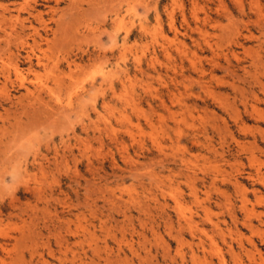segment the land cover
Listing matches in <instances>:
<instances>
[{"label":"rangeland","instance_id":"rangeland-1","mask_svg":"<svg viewBox=\"0 0 264 264\" xmlns=\"http://www.w3.org/2000/svg\"><path fill=\"white\" fill-rule=\"evenodd\" d=\"M69 2L86 12L70 19ZM88 2L37 0L55 31L42 44L49 67L39 81L43 100L59 111L0 119V264H39L40 254L45 264H181L180 252L182 264H193L191 251L199 264H264V245L227 212L241 220L235 179L253 200L251 139L239 137L233 90L242 86L239 65L264 59V0H114L98 11L85 9ZM72 61L79 67L69 71ZM188 224L198 226L189 233ZM247 239L261 263L238 248L248 250Z\"/></svg>","mask_w":264,"mask_h":264},{"label":"bare ground","instance_id":"bare-ground-1","mask_svg":"<svg viewBox=\"0 0 264 264\" xmlns=\"http://www.w3.org/2000/svg\"><path fill=\"white\" fill-rule=\"evenodd\" d=\"M6 1V2H4ZM44 2H48V0H42ZM114 0H90V2L87 3L88 10H96L98 11L100 9V6L106 4L107 2H111ZM218 1V0H217ZM57 2L56 1V5ZM221 2V1H220ZM236 2V1H235ZM240 3V2H239ZM55 4V3H53ZM80 4V3H79ZM220 4V3H219ZM233 4H235L233 2ZM68 7L71 8L69 18H73L75 16L82 15L84 12L83 8L76 6L74 3L71 2L68 3ZM223 5V4H222ZM249 5V2H248ZM255 5V4H254ZM37 0H0V64L2 63V69L0 70V110L2 111L0 114V119H2L3 115H8L10 111H12L13 114H19L26 115L29 113H35L43 110L45 107H50L47 101L43 100L44 96V88L42 84L40 83L41 77L43 76V73L46 72L47 64L44 60V54L42 53V44L47 42V31L53 32L52 35L55 36V31H52V29L47 30L46 22L44 21V14L41 10L37 8ZM235 6V5H234ZM250 6V5H249ZM248 6V7H249ZM252 6V5H251ZM47 7V6H46ZM49 7V6H48ZM107 7V6H106ZM222 7V6H221ZM220 7V8H221ZM236 7V6H235ZM239 7V6H238ZM105 8V6H104ZM218 8V7H217ZM223 8V7H222ZM224 9V8H223ZM239 9V8H238ZM51 12L54 14L56 12L55 7L50 8ZM115 10V9H113ZM48 11V8H47ZM58 11V10H57ZM73 11V13H72ZM216 11V10H215ZM224 12V10H222ZM50 13V11H49ZM51 14V13H50ZM243 14V13H242ZM260 14V13H259ZM85 15V14H84ZM83 15V16H84ZM227 15V14H224ZM255 15V14H254ZM229 16V15H228ZM196 19H198V16H194ZM61 18V16H60ZM58 18V19H60ZM78 18V17H77ZM83 18V17H82ZM206 18V16H205ZM259 19V18H258ZM65 20V19H63ZM62 20V22H63ZM211 20V19H210ZM58 21V20H57ZM212 21V20H211ZM204 22V21H203ZM206 22V21H205ZM248 22V21H247ZM58 22H56L57 24ZM60 23V21H59ZM64 23V22H63ZM62 23V24H63ZM171 24V23H170ZM261 26V25H260ZM172 27V25H171ZM264 27V26H263ZM58 28V27H57ZM198 31V30H197ZM200 32V31H199ZM239 33V32H238ZM230 35V33H228ZM234 35V33H232ZM248 34V33H247ZM206 35V34H205ZM204 35V36H205ZM216 36V35H215ZM214 36V37H215ZM228 36V35H227ZM252 37V36H251ZM250 39H253L250 38ZM224 40V39H223ZM257 40V39H256ZM49 41V40H48ZM52 42V41H51ZM206 42V41H205ZM237 42V41H236ZM208 43V42H206ZM227 44V43H226ZM197 45V44H196ZM204 45V44H203ZM211 45V44H210ZM215 45V44H214ZM213 45V46H214ZM258 45V44H257ZM256 45V46H257ZM264 45V44H263ZM235 46V45H233ZM198 47V46H197ZM207 47V46H206ZM209 47V44H208ZM207 47V48H208ZM211 47V46H210ZM239 47V46H238ZM13 48V49H11ZM212 48V47H211ZM217 48V47H214ZM259 49V48H258ZM217 50V49H216ZM182 51V50H181ZM44 52V50H43ZM56 52V51H55ZM106 52V51H105ZM185 52V51H184ZM253 52V51H251ZM246 53V52H245ZM179 54V53H178ZM181 54V53H180ZM248 54V51H247ZM192 55V54H191ZM217 55V54H216ZM215 55V56H216ZM230 55V54H229ZM233 58L231 60L236 59V57L231 54ZM244 55V54H243ZM83 56L87 57V60H90L93 56V54H88L87 52L83 54ZM81 56V60L83 58ZM226 64H230L228 59H226V55L224 53ZM231 56V57H232ZM106 59V54L103 55ZM214 57V56H212ZM223 58V57H221ZM46 59V58H45ZM102 59V58H101ZM216 59V58H215ZM195 60V59H194ZM193 60V61H194ZM219 60V59H218ZM223 60V59H222ZM6 61V63H4ZM91 61V60H90ZM197 61V59H196ZM237 61V60H236ZM235 61V64H236ZM200 62V61H199ZM224 62V61H223ZM190 63V62H189ZM211 66L213 67V63L210 61ZM218 61L215 63L217 65ZM233 63V62H232ZM193 66L196 68L195 63H192ZM199 65V63L197 62ZM227 64V65H228ZM215 65V67H216ZM78 68L79 65H77L74 61L67 63V69L71 71V67ZM190 66V64H189ZM199 67V66H198ZM54 68V67H53ZM219 68V67H218ZM221 68H224L223 65ZM181 69V68H180ZM197 70V69H196ZM228 70V69H227ZM226 70V71H227ZM232 70V69H231ZM239 70H241L242 75L237 77L234 75V77L238 80L236 82L240 83L242 86H235L236 92V100L239 103V106L241 109L236 108V121L238 123V130H239V137L245 136L246 133L250 135L251 142L249 143L251 145V150L249 151L250 154V160L249 165L251 168V171L246 173L247 178L249 181L252 182V188L251 195L253 196V200H249L246 197L247 189L239 183L236 179L233 181L232 185L233 187L238 191V194L240 196L239 206H238V212L242 214L241 220L237 217L236 213L234 212V208L227 210L229 219L232 221V226H237L238 223H241L242 226L247 228L252 234L256 235L259 241L264 245V230L261 228H257L258 226L254 225V221H257L261 227H264V59L260 55H256L253 58L250 59V62L248 66H243L242 64L239 65ZM208 71V70H206ZM225 71V68H224ZM230 71V70H229ZM57 72V71H56ZM198 72V70H197ZM201 72V71H200ZM203 72V71H202ZM228 73V71L226 72ZM225 73V74H226ZM233 73V72H232ZM199 74V73H198ZM231 74V73H229ZM210 77V76H209ZM218 78V77H217ZM59 79V78H58ZM108 79L106 74L101 75L102 82H106ZM40 80V81H39ZM183 80V79H182ZM221 80V79H220ZM218 79V81H220ZM232 80V79H231ZM86 82V81H85ZM218 83V82H216ZM221 83V82H220ZM227 84V83H226ZM100 85V84H99ZM200 85V84H199ZM222 85V84H221ZM224 86V85H223ZM246 86V89L244 88ZM230 87V86H229ZM233 88V86L231 85ZM33 89V90H31ZM248 89V90H247ZM202 90V89H201ZM205 90V88H204ZM203 90V91H204ZM208 90V89H207ZM206 90V91H207ZM231 90V89H230ZM202 91V92H203ZM20 94L19 96L15 97L14 94ZM74 93V92H73ZM212 93V92H211ZM204 94V93H203ZM72 95V94H71ZM219 96V95H217ZM104 91L102 90V109L106 108V103L104 99ZM175 97V96H174ZM221 97V96H220ZM173 98V97H172ZM176 98V97H175ZM174 98V99H175ZM216 98V97H215ZM218 98V97H217ZM120 99V98H119ZM213 99V98H212ZM76 100V99H75ZM171 100V99H170ZM173 100V99H172ZM178 100V99H177ZM221 100V99H219ZM226 101V100H224ZM25 102V103H24ZM57 102V101H56ZM162 102V101H161ZM222 102V101H221ZM163 103V102H162ZM222 105H225L224 102H222ZM227 103V102H226ZM71 105V104H70ZM68 106V105H67ZM166 106V105H164ZM186 106V105H185ZM184 106V107H185ZM221 106V104H220ZM228 106V105H227ZM226 106V108H227ZM225 107V106H224ZM223 109L225 110V108ZM56 110L55 107H50ZM165 108V107H164ZM52 109L50 111H52ZM56 109V110H55ZM222 109V110H223ZM59 111V110H58ZM67 111V110H66ZM105 111V110H104ZM40 113V112H39ZM62 113V112H61ZM65 113V112H64ZM171 113V112H170ZM14 115V116H15ZM53 115V114H52ZM9 116V115H8ZM33 116V115H32ZM35 116V115H34ZM103 114L99 117L102 118ZM26 117V116H25ZM30 117V115H29ZM218 117V116H217ZM4 119V118H3ZM28 119V116H27ZM235 119V118H234ZM9 120V119H8ZM1 121V120H0ZM248 123H251L249 125ZM225 125V124H224ZM214 126V125H213ZM86 124H81V129L83 131H86L87 129ZM223 127V126H222ZM263 127V129L261 128ZM212 129V127H210ZM224 128V127H223ZM205 129V128H204ZM224 129H227L226 127ZM203 130V129H202ZM214 130V129H213ZM204 131V130H203ZM217 131V130H215ZM214 131V133H215ZM222 131V128L220 130ZM99 132V131H98ZM204 133V132H203ZM128 135V134H127ZM219 135V134H218ZM232 135V134H231ZM248 135V136H249ZM134 137V136H133ZM231 137V136H230ZM207 138V137H206ZM208 141V140H207ZM237 149H243L244 144L240 142V140L234 141ZM100 144V143H99ZM246 148V147H245ZM85 149V148H84ZM224 149L222 148L220 152H215V154L223 155ZM228 152V151H227ZM248 151H246L247 153ZM213 153V151L211 152ZM214 154V155H215ZM243 154V152H241ZM248 154V155H249ZM223 158V156H220ZM160 159V158H159ZM35 160V159H34ZM248 160V159H247ZM129 161V160H128ZM180 161V160H179ZM130 162V161H129ZM128 162V163H129ZM133 162V161H132ZM162 162V161H161ZM181 162V161H180ZM183 162V161H182ZM181 162V163H182ZM35 163V162H34ZM131 163V162H130ZM126 164V163H125ZM137 164V163H136ZM132 165V164H131ZM160 165V164H159ZM185 165V164H184ZM130 166V165H129ZM135 166V165H134ZM133 166V167H134ZM186 166V165H185ZM131 167V166H130ZM39 168V167H37ZM188 168V167H187ZM242 168V167H240ZM27 167L23 170V175L28 176ZM41 170V169H40ZM125 170V169H124ZM187 170H190L187 169ZM238 170V169H237ZM123 171V170H122ZM130 171V170H129ZM135 171V170H134ZM134 171H130L131 173ZM243 171V170H242ZM137 172V171H136ZM192 172V171H191ZM202 172V171H201ZM219 172V170H218ZM217 172V173H218ZM236 172V171H235ZM92 173V172H91ZM239 173V172H238ZM243 173V172H241ZM135 174V173H134ZM137 174V173H136ZM244 174V173H243ZM191 175V176H190ZM216 175V174H215ZM99 176V175H98ZM175 176V175H174ZM190 178L195 179V174L192 172V174H188ZM243 176V175H242ZM102 177V176H101ZM144 177V176H143ZM187 177V176H186ZM119 178V177H118ZM189 178V179H190ZM188 179V178H187ZM188 179V180H189ZM216 176L211 177L212 181H215ZM155 180V179H154ZM203 180V179H202ZM198 181V180H197ZM247 181V179H246ZM160 182V181H159ZM158 183V182H157ZM192 184V183H191ZM159 185V184H157ZM208 187V186H207ZM194 189V188H193ZM192 190V189H191ZM193 192V191H191ZM195 192V191H194ZM172 194V193H171ZM196 194V193H195ZM177 196V195H176ZM237 197V196H236ZM163 198V197H162ZM155 201V200H154ZM157 202V201H156ZM178 205V204H177ZM230 206V205H229ZM178 206H176L177 208ZM180 207V206H179ZM228 207V206H227ZM179 209V208H178ZM258 209H263L262 211H257ZM188 211V210H187ZM177 212V211H176ZM180 215V214H179ZM184 217V216H183ZM186 221V220H185ZM190 221V220H189ZM193 221V219H192ZM195 222V221H194ZM191 223V222H189ZM187 224V223H186ZM220 223H211V226L213 230L217 231V233L220 235V231L223 233L222 230L219 229ZM169 225V224H168ZM188 228L192 230L194 225L188 224ZM192 226V227H191ZM195 226H198L195 224ZM194 226V227H195ZM171 228V227H170ZM237 228V227H236ZM197 230V227L195 228ZM170 230V229H169ZM184 230V229H183ZM194 230V232L196 231ZM203 230V229H201ZM198 231V230H197ZM237 231V229H236ZM235 231V235L236 232ZM194 232L191 234L193 235ZM202 232L199 231L198 234H202ZM206 233V232H204ZM216 233V234H217ZM224 234V233H223ZM222 234V236H223ZM233 234V232H232ZM180 234L177 233L176 238L178 240V245L180 241L182 242L183 239L180 238ZM191 235V236H192ZM205 236V234H202ZM201 235V236H202ZM207 235V234H206ZM238 235V234H237ZM214 236V235H213ZM221 236V237H222ZM239 236V235H238ZM237 236V237H238ZM244 237V235H242ZM226 237V236H225ZM183 238V237H182ZM208 238V237H207ZM224 238V237H222ZM239 238H242L239 236ZM175 239V240H176ZM198 239V238H197ZM236 238H234L235 240ZM176 240V241H177ZM199 240V239H198ZM209 240V239H208ZM225 240V239H222ZM231 240H233L231 238ZM60 242V241H59ZM193 242V241H191ZM240 242V241H239ZM238 242V243H239ZM161 243V242H160ZM188 244V242H185ZM212 242L210 241V244ZM237 243V244H238ZM241 243V242H240ZM239 243L238 248L240 251L247 255L250 261L253 263H256L257 261L262 260V255L260 251L256 248V245L254 241L251 239H247V243L249 245V249L247 250L245 247H243L242 244ZM190 245H193L189 243ZM196 244V242H195ZM203 242L199 241L198 246H201V253H202V260H206V257L204 255V250L202 246ZM226 244V243H225ZM231 244V243H230ZM61 245V244H60ZM82 245V244H81ZM182 246V244L180 243ZM184 245V242H183ZM236 245V244H235ZM65 246V245H64ZM89 246V245H88ZM1 247V245H0ZM91 247V246H90ZM195 247V246H194ZM217 247V246H216ZM59 248V247H58ZM181 248V247H180ZM183 248V246H182ZM189 248V247H188ZM191 248V247H190ZM207 248V247H206ZM210 248V246H209ZM179 249V248H178ZM211 249V248H210ZM213 249V248H212ZM217 250V248H215ZM4 250V249H3ZM65 250V249H64ZM168 250V249H167ZM180 250V249H179ZM93 251V250H92ZM175 251V250H174ZM200 251V250H196ZM229 251L231 252L232 249L229 248ZM264 251V250H263ZM53 252V251H52ZM210 253L211 250H209ZM234 252V251H233ZM9 253V252H8ZM166 253L167 252H164ZM176 253V252H175ZM238 253V252H237ZM54 254V253H53ZM53 254L49 252V256H52ZM179 254V253H178ZM183 253L180 252L179 256L181 255V260L183 259ZM207 254V251H206ZM208 255V254H207ZM210 255V254H209ZM208 255V256H209ZM165 256V257H166ZM211 256V255H210ZM216 256V255H215ZM239 255H233V259L237 258ZM85 257V255H84ZM170 257V256H168ZM174 257V256H173ZM18 258V257H17ZM51 258V257H50ZM221 258V257H220ZM239 258V257H238ZM241 258V257H240ZM80 259V257H79ZM201 259L198 258L196 253L193 251L190 252V260L193 262V264L198 263L197 260ZM264 259V258H263ZM1 260V259H0ZM81 260V259H80ZM174 260V258H173ZM180 260V263L182 264V261ZM233 260V261H234ZM18 261V260H17ZM82 261V260H81ZM184 261V259H183ZM211 261V260H210ZM223 260H221L222 263ZM238 262H233L234 264H242V262L238 259H236ZM263 261V260H262ZM2 262V261H1ZM39 264H45L46 261L43 260V256L40 254L39 260L37 261ZM174 262V261H173ZM208 264V261L206 260L204 264ZM224 262V261H223ZM251 262V263H252ZM73 263V262H72ZM212 263V261H211ZM261 263V262H260ZM48 264V261H47ZM82 264V263H81ZM169 264V263H168ZM199 264V263H198ZM224 264V263H222ZM259 264V263H258Z\"/></svg>","mask_w":264,"mask_h":264}]
</instances>
